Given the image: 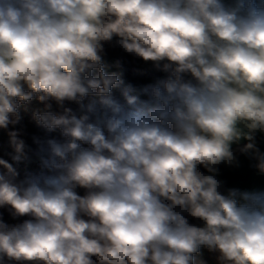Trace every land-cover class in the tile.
Segmentation results:
<instances>
[{
	"label": "clouds",
	"instance_id": "clouds-1",
	"mask_svg": "<svg viewBox=\"0 0 264 264\" xmlns=\"http://www.w3.org/2000/svg\"><path fill=\"white\" fill-rule=\"evenodd\" d=\"M0 133V264H264V0H0Z\"/></svg>",
	"mask_w": 264,
	"mask_h": 264
},
{
	"label": "trees",
	"instance_id": "trees-1",
	"mask_svg": "<svg viewBox=\"0 0 264 264\" xmlns=\"http://www.w3.org/2000/svg\"><path fill=\"white\" fill-rule=\"evenodd\" d=\"M106 47H107L106 59L109 62L113 61L116 58H121L124 61L125 66L128 69L127 79L129 81H131L134 84H142V83L149 82L147 79L138 78L132 74V69H134V68H149L150 67L149 65H145L139 59L133 58L131 56H127L126 54L122 53V51L117 47H110V46H106ZM35 106L36 105L34 103L33 107H35ZM25 123H27V117L25 118ZM28 128H29V131H34L31 124H28ZM6 141H7L6 135L0 133V146H2V147H0V156H3L4 158H9L7 155L8 149H7ZM253 170L254 169L250 168L248 170V172L246 173V175L235 174L234 176H230V174H228L227 172L222 171V177L221 178L225 179L228 182L229 186L238 187L240 184L243 183V181L246 179V177L251 174V172ZM5 219L6 220L10 219L6 212H5ZM205 256L207 258V253H205ZM209 264H212V262L209 261Z\"/></svg>",
	"mask_w": 264,
	"mask_h": 264
},
{
	"label": "crops",
	"instance_id": "crops-1",
	"mask_svg": "<svg viewBox=\"0 0 264 264\" xmlns=\"http://www.w3.org/2000/svg\"><path fill=\"white\" fill-rule=\"evenodd\" d=\"M240 159L241 167L239 169H227L222 167V171L227 172L230 176H234L235 174L246 175L250 169L248 161L244 157H241ZM238 187L241 189H264V175L253 170L243 181L242 185Z\"/></svg>",
	"mask_w": 264,
	"mask_h": 264
},
{
	"label": "rangeland",
	"instance_id": "rangeland-1",
	"mask_svg": "<svg viewBox=\"0 0 264 264\" xmlns=\"http://www.w3.org/2000/svg\"><path fill=\"white\" fill-rule=\"evenodd\" d=\"M240 185H242V184H240ZM240 185H239V186H240Z\"/></svg>",
	"mask_w": 264,
	"mask_h": 264
}]
</instances>
